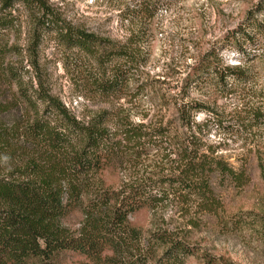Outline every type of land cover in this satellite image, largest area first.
I'll list each match as a JSON object with an SVG mask.
<instances>
[{
    "label": "trees",
    "instance_id": "1",
    "mask_svg": "<svg viewBox=\"0 0 264 264\" xmlns=\"http://www.w3.org/2000/svg\"><path fill=\"white\" fill-rule=\"evenodd\" d=\"M131 1V15L147 20L160 6V0ZM16 11L31 24L30 66L38 67L41 33L53 31L64 47L93 59L95 72L85 71L84 87L101 97H114L129 84L131 66L143 61L150 46L151 36L143 31L120 45L72 26L48 0H0V58L9 50L2 32L14 27ZM255 11L264 12V0ZM263 29V19L247 11L231 35L252 43ZM247 78L240 64H224L207 51L182 79L181 91L203 80L226 90L229 81ZM174 103L178 127L134 124L124 112L78 118L40 76L35 83L25 81L16 68L0 65V264H63L68 253L90 264H187L194 256L201 257L199 264H221V257L198 255L193 243L163 225L162 215H153L146 231L129 219L141 210L175 204L216 213L222 203L212 177L240 186L246 180L207 144L206 123L195 119L198 112L214 114L213 109L183 97ZM247 115L248 126H264V109H249ZM257 159L264 175V145L257 147ZM121 167L126 178L117 187L107 184L103 172ZM73 213L80 218L74 228L66 223Z\"/></svg>",
    "mask_w": 264,
    "mask_h": 264
},
{
    "label": "rangeland",
    "instance_id": "2",
    "mask_svg": "<svg viewBox=\"0 0 264 264\" xmlns=\"http://www.w3.org/2000/svg\"><path fill=\"white\" fill-rule=\"evenodd\" d=\"M48 2L70 25L120 45L132 33H149L150 46L143 53V61L131 66L129 84L108 98L91 87L86 89L85 71L95 72V62L64 47L48 30L41 33L37 47L38 67H31L27 49L31 24L22 11L14 12V27L8 25L2 32V42L9 48L0 58L2 68L14 67L25 81L34 83L40 76L50 93L78 118L103 111L110 116L124 112L134 124L170 123L178 127L175 98L198 101L212 108L214 114L198 112L195 119L206 123L207 144L232 168L244 173V184L240 186L218 175L212 177V187L222 203L216 213L197 212L175 204L153 212L141 210L129 219L146 231L153 226V215H162L163 225L193 243L198 255L207 252L221 257V264H264V175L257 159V147L264 145V126H248L246 116L249 109H264V29L254 35L252 43L242 39L236 42L231 35L247 11L264 21V12L255 11L259 0H160L156 15L149 20L131 15V0ZM207 51H214L224 64H240L248 74L247 81H229L223 90L210 80H203L181 91L182 79ZM217 119L220 125L216 124ZM147 162L151 164L153 159ZM127 174L121 167L107 169L102 176L107 184L117 187ZM79 219L73 213L66 223L74 228ZM200 260V256H194L187 264H199ZM63 264L90 263L83 256L68 253Z\"/></svg>",
    "mask_w": 264,
    "mask_h": 264
}]
</instances>
